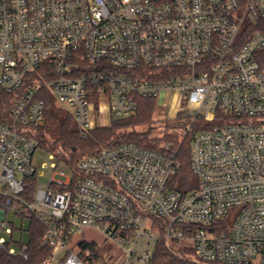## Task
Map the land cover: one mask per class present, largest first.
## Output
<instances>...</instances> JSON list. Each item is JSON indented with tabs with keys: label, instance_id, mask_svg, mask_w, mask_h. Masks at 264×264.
I'll list each match as a JSON object with an SVG mask.
<instances>
[{
	"label": "built area",
	"instance_id": "1",
	"mask_svg": "<svg viewBox=\"0 0 264 264\" xmlns=\"http://www.w3.org/2000/svg\"><path fill=\"white\" fill-rule=\"evenodd\" d=\"M263 27L264 0H0V249L15 227L10 212L43 226L50 252L37 264H96L100 246L72 239L84 229L129 244V264L140 240L149 245L147 226L160 236L153 217L167 242L187 243L199 261L264 264ZM42 89L82 132L97 127L102 104L109 123L134 115L138 98L162 108L171 94L172 118L182 114L186 132L201 127L189 152L197 186L171 187L179 164L168 148L123 143L69 173L51 164L29 200ZM25 250L8 253L26 259ZM152 252L138 261L149 264Z\"/></svg>",
	"mask_w": 264,
	"mask_h": 264
},
{
	"label": "trees",
	"instance_id": "2",
	"mask_svg": "<svg viewBox=\"0 0 264 264\" xmlns=\"http://www.w3.org/2000/svg\"><path fill=\"white\" fill-rule=\"evenodd\" d=\"M257 29L260 27L257 26ZM175 76L176 72L171 70L163 72L159 79H169ZM39 97L44 102L43 123L34 130V138L38 147L55 159L57 167L72 170L80 159L90 156L104 147L123 143L157 151L168 148L175 153L179 164V170L172 178L171 187L176 191L185 193L197 186V179L189 169V152L192 134L201 128L199 125L194 124L191 132L182 131L181 134H165L163 137L151 135L149 128L147 131L138 132L135 130L136 127L150 126L155 109L152 99L138 98V108L134 115L121 119L112 118L106 126H97L82 132L70 114L57 105L47 89H42ZM27 181L28 190L25 197L28 195V199L31 200L35 178H29ZM20 219L23 220L22 225L19 229L16 226L13 227L12 234L6 237L5 248L0 249V264H37L49 255L50 249L41 245V238L44 233L43 226L33 217ZM27 220L28 226L25 229L23 223ZM151 222L158 227L160 236L154 243L149 264H207L197 260L190 247L177 248L175 247L177 242H167L162 237L165 226L162 219L152 217ZM25 234H27L26 241L23 239ZM21 244L26 245L24 251L26 259L23 256L8 253L10 246L20 250ZM78 246L83 251L95 249L93 243L80 242Z\"/></svg>",
	"mask_w": 264,
	"mask_h": 264
},
{
	"label": "rangeland",
	"instance_id": "3",
	"mask_svg": "<svg viewBox=\"0 0 264 264\" xmlns=\"http://www.w3.org/2000/svg\"><path fill=\"white\" fill-rule=\"evenodd\" d=\"M166 105L165 107H155L153 115H152V122L149 127L147 126H138L135 128L136 131H147L149 128V133L151 135H154L155 137H163L165 134H181L182 131H184L186 127V121L182 114H177L174 118L173 117V109L177 106V103L175 98L171 99V94L166 95L165 97ZM59 105V104H57ZM103 107L101 108L100 116L97 117L95 121V125L98 127L106 126L108 125V117L105 112V106L102 104ZM101 105V106H102ZM61 108L66 110L69 114V110L61 105H59ZM195 124H199V121H197ZM193 129V127H192ZM185 132V131H184ZM183 134V133H182ZM56 164V161L54 158H50V154L45 152L43 149L37 147L32 158V164L35 167L37 174L34 176L35 181L33 184V192L31 196L34 194L35 186H41L42 188H46L49 177L53 174L54 170L51 168V164ZM64 170L69 173V170L67 168H64ZM28 190V188H27ZM8 220L15 223V226L17 229L20 228V225L22 223L21 219L18 217H15L12 213H8ZM25 229L28 226V220L24 223ZM157 227V226H156ZM158 228V227H157ZM159 230V229H158ZM146 233L148 235H152V238L149 239V245H146L147 240L143 239L140 240L134 247V254L137 260L133 261V258L131 257L129 264H141L138 259H140L145 252V250L152 251L153 245L156 241V237L158 234V231L151 230L148 226L145 229ZM3 237H6L3 235ZM16 237H18L16 235ZM23 239L27 240V234L24 235ZM73 241H78L80 239H85L86 241H93L100 249L99 253L103 256L99 255L96 264H123L125 260L124 250L128 248V245H123L122 248H119L118 245H109L108 243H103V237L99 231L96 229H84L83 231L77 232L73 236ZM102 244V245H101ZM175 247L177 248H183V247H189L187 243L185 242H178ZM107 256V257H106ZM109 256L111 260L108 261L107 258ZM61 258H59V261ZM253 264H256L255 262Z\"/></svg>",
	"mask_w": 264,
	"mask_h": 264
},
{
	"label": "crops",
	"instance_id": "4",
	"mask_svg": "<svg viewBox=\"0 0 264 264\" xmlns=\"http://www.w3.org/2000/svg\"><path fill=\"white\" fill-rule=\"evenodd\" d=\"M108 117V116H107ZM102 255V254H101Z\"/></svg>",
	"mask_w": 264,
	"mask_h": 264
}]
</instances>
